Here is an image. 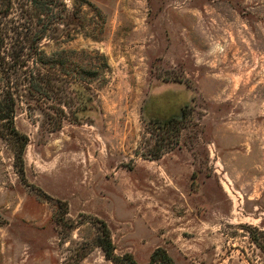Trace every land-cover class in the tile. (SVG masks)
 Returning <instances> with one entry per match:
<instances>
[{
    "label": "rangeland",
    "instance_id": "obj_1",
    "mask_svg": "<svg viewBox=\"0 0 264 264\" xmlns=\"http://www.w3.org/2000/svg\"><path fill=\"white\" fill-rule=\"evenodd\" d=\"M57 2L41 46L89 51L90 106L52 129L55 99L18 92L28 140L20 164L0 135V264H121L103 224L137 264L156 248L264 264V0Z\"/></svg>",
    "mask_w": 264,
    "mask_h": 264
},
{
    "label": "trees",
    "instance_id": "obj_2",
    "mask_svg": "<svg viewBox=\"0 0 264 264\" xmlns=\"http://www.w3.org/2000/svg\"><path fill=\"white\" fill-rule=\"evenodd\" d=\"M57 7V0H0V121L3 125L0 135H9L20 164L28 138L13 125L18 92H37L43 99H55L59 106L55 107L57 114L53 116L52 129L60 127L66 113L76 119L78 111H85L90 106V86L81 76L93 74L77 60V54L89 55V51L60 48L46 52L42 49V39L48 35L54 37L58 31ZM71 92L76 94L79 104L65 112L61 105L67 106L72 101ZM177 121L170 118L166 124ZM96 242L110 260L137 264L127 252L122 256L114 253L109 230L104 224ZM157 259L172 264L161 248L153 250L147 264Z\"/></svg>",
    "mask_w": 264,
    "mask_h": 264
}]
</instances>
